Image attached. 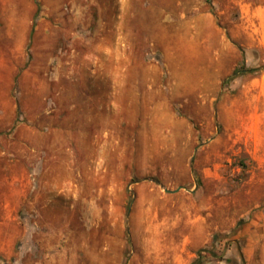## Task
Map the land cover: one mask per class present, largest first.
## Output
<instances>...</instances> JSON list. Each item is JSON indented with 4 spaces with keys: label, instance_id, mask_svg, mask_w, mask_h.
I'll return each mask as SVG.
<instances>
[{
    "label": "rangeland",
    "instance_id": "374dc122",
    "mask_svg": "<svg viewBox=\"0 0 264 264\" xmlns=\"http://www.w3.org/2000/svg\"><path fill=\"white\" fill-rule=\"evenodd\" d=\"M255 150L264 0H0V264H264Z\"/></svg>",
    "mask_w": 264,
    "mask_h": 264
},
{
    "label": "crops",
    "instance_id": "0c3cea01",
    "mask_svg": "<svg viewBox=\"0 0 264 264\" xmlns=\"http://www.w3.org/2000/svg\"><path fill=\"white\" fill-rule=\"evenodd\" d=\"M251 157H252V159L254 160V161H257L256 163L258 164V165H264V162H262V161H264V158L263 157H261L260 155H258V151L257 150H255L254 152H253V154L251 153ZM211 238H209V237H207V238H205V239H203V240H200V239H198V238H194V239H192V237L191 238H189V240H190V242H191V245L193 246V247H195V246H202V247H205L206 245H208L209 243H210V240ZM201 241V242H200ZM201 243V244H200ZM243 252H244V255L243 256H245L246 255V249L244 248L243 249ZM194 256V255H193ZM246 257V256H245ZM244 257V258H245ZM193 259L194 258H192L191 260H190V262H189V264H191L192 262H193Z\"/></svg>",
    "mask_w": 264,
    "mask_h": 264
},
{
    "label": "trees",
    "instance_id": "16d2710c",
    "mask_svg": "<svg viewBox=\"0 0 264 264\" xmlns=\"http://www.w3.org/2000/svg\"><path fill=\"white\" fill-rule=\"evenodd\" d=\"M251 72H257V70H251ZM240 255H241V258L244 259L243 254L241 253ZM193 264H197V262H195V263H193Z\"/></svg>",
    "mask_w": 264,
    "mask_h": 264
}]
</instances>
